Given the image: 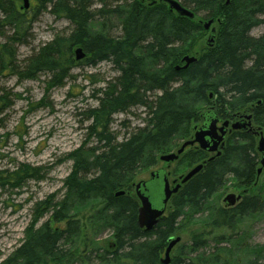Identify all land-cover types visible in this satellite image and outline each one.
Returning <instances> with one entry per match:
<instances>
[{"label": "trees", "instance_id": "obj_1", "mask_svg": "<svg viewBox=\"0 0 264 264\" xmlns=\"http://www.w3.org/2000/svg\"><path fill=\"white\" fill-rule=\"evenodd\" d=\"M37 1L41 8L50 5L51 13L69 22L72 31L56 36L29 59L28 77L47 72L53 74L50 86L62 85L75 66L77 48L86 55L78 64L109 62L118 76L86 112L95 146L69 155L72 167L63 181L62 200L52 203L49 197L36 205L24 240L4 264H63L64 247L78 242L85 231L70 214L74 205L82 203L98 205L90 233L81 240L84 254L88 250L97 253L101 264H162L161 254L169 238L180 232L178 221L184 210L202 209L222 189L227 176L241 185L254 180L259 164L256 141L251 134L239 132L220 156L209 161V155L198 148L185 153L182 167L205 161L204 168L171 198L165 215L150 232L137 226L134 179L154 167L161 155L171 153L177 138L192 134L190 140L207 112L231 123L234 116L250 111L252 124L264 130V32L257 38L250 35L255 27H264V0H229L227 4L226 0H178L194 14L192 20L177 16L164 3L148 5L140 0L113 8L98 0L101 8L95 10L89 9L91 0ZM22 6L23 0H0V24L11 27L13 42L22 43L30 29L24 15L29 8ZM95 14L119 20L118 34L108 32L104 22L94 31ZM196 17L218 23L214 44L188 68L176 70L174 65L198 45L201 29ZM10 55L8 45L0 46V72L11 68ZM148 92L155 93L154 100H149ZM2 101L0 96V105ZM137 105L146 109L145 127L118 142L110 130L112 116ZM200 105L209 108L202 112ZM40 172V168L19 165L6 181L0 178L14 188L42 178ZM121 191L124 194L117 195ZM255 194L244 196L233 208H214L208 226L221 239L224 233L237 239L238 220L264 211V195ZM45 212L50 213L49 219L34 229ZM104 230L110 232L111 242L98 253L93 239ZM207 241L204 233L195 234L190 245L181 247L168 264H200L195 259ZM190 252L195 258L187 257ZM220 257V253L212 254L210 264H228L229 257L222 263Z\"/></svg>", "mask_w": 264, "mask_h": 264}, {"label": "rangeland", "instance_id": "obj_2", "mask_svg": "<svg viewBox=\"0 0 264 264\" xmlns=\"http://www.w3.org/2000/svg\"><path fill=\"white\" fill-rule=\"evenodd\" d=\"M131 2L132 0H105V4L109 8L117 5H130ZM39 3L37 0H30V8L27 13H24L30 29L24 34L26 38L22 43L13 42L10 38L13 34L11 27H3L0 24V46L8 45L11 52L9 60L13 63L7 72H0V96L3 100L0 105V177L5 178L6 181V178L19 165L40 168V176H42L37 180L29 179L14 188L4 185L3 178H0V264H4L24 240L26 230L34 221V210L38 206L37 204L49 197H51L52 203L62 200L64 196L63 181L72 167L69 155L79 148L86 149L95 146V140L89 136L90 133L87 129L90 121L87 120L86 112L97 105L96 99L100 97V91L104 90L118 76V72L109 62L87 66L83 62L78 64L79 61H76L68 78L60 86H50L49 81L53 76L51 73L38 72L32 77H28L29 59L38 54L40 48L51 42L56 36H67L72 31L69 22L51 13L50 5L41 8ZM156 4L160 3L156 2ZM100 8L101 4L98 0H91L89 9ZM100 16H95L94 31H99L100 23L104 22L107 23V31L117 35V24L120 21L113 17H108L105 20L106 18ZM199 17L195 18L196 22H206ZM214 26L217 30L218 23H215ZM200 29L198 45L194 47L192 53L185 55L194 57L196 60L208 49L205 42L209 31H205L201 25ZM263 32L264 27L260 25L252 29L250 35L257 38ZM73 58H75L74 53ZM182 65L180 60L174 66ZM149 69L152 70V68ZM177 85L175 84L173 87H177ZM154 95L155 93L149 92L147 94L149 100H154ZM156 95H159L158 91H156ZM208 108L200 105L202 112ZM146 115L144 107L132 106L125 112L112 116L110 130L120 142L135 133L137 129L145 127ZM253 126L256 130L257 127ZM193 130L192 128V133ZM237 133L239 131H232L226 136V148L229 147L230 141L234 140L232 136ZM249 134L254 137L257 146L260 135H253L252 132ZM262 134L264 136V130H262ZM190 136L186 139L177 138L174 143L176 146L172 152H175ZM190 149L193 147L187 148L174 163L165 164L158 160L154 167L139 172L134 179V184L148 180L152 171L161 168L169 172L170 179H178L194 167V165L188 168L181 166L185 153ZM258 156L259 162V153ZM258 167H260L259 164L256 169ZM226 179L222 189L202 209L183 211L177 227L180 232L175 233L180 237V242L170 252L169 260L178 254L181 247L190 245L195 234L204 233L205 239L208 241L206 246L198 251L199 258L195 259L198 263L210 264L212 263L211 255L220 253V263L229 257L228 264H264V211L247 215L238 220L239 236L237 239L229 234L226 235V233L221 239L218 232L208 226L213 209L224 207L222 200L226 194H240L244 197L261 192L264 195V170L258 176L254 175V180L248 185L239 184L231 176H227ZM254 183L256 185L252 187ZM244 190H247L246 194H243ZM96 209H98V205H92V203L76 204L71 208L70 214L75 215L74 220H78L85 226V231L82 232V237L78 239V242L64 247L67 256L63 264H101L95 258L97 253L91 254L88 250L84 254L85 249H82L81 244L84 235L90 233ZM47 213L45 212L40 218H37L34 229L39 228L49 219L50 213ZM59 227H63V225H59ZM110 235L109 231L104 230L93 239L98 243V253L102 252V248L103 250L108 249V243L111 242ZM166 247L161 254V259H164ZM185 250L188 251V246ZM78 253L79 255H77ZM188 255L187 257L193 258L196 256L191 252ZM200 259L204 261L200 262ZM47 264L53 263L48 262Z\"/></svg>", "mask_w": 264, "mask_h": 264}, {"label": "water", "instance_id": "obj_3", "mask_svg": "<svg viewBox=\"0 0 264 264\" xmlns=\"http://www.w3.org/2000/svg\"><path fill=\"white\" fill-rule=\"evenodd\" d=\"M142 3L147 2L148 0H140ZM152 4L156 2V0H149ZM160 2H164L167 4L169 11H174L179 17H184L188 19H193L194 14L184 8L179 1L177 0H158ZM226 4L229 0H226ZM24 10L29 8V1L23 0ZM213 24V20H209L206 23L202 24L204 30H208L210 26ZM216 32L214 28L210 30L208 35L206 45L208 47H212L215 41ZM75 60L80 61L85 58V53L81 48H77L74 51ZM183 63L182 67H175L176 70L186 69L191 64L196 62L194 57L185 56L181 59ZM204 122L200 127L196 128L192 138L188 141L183 142L175 152H171L168 154L161 155L159 157V161L165 164H170L176 162L179 157L184 153L187 147H197L198 149L207 152L214 153L215 156L220 155V151L218 148L222 149L224 144L222 142L224 135L226 133V129L229 125L228 121H224L221 126L218 128L217 123L220 122V119L212 112H207L203 114ZM250 119V116L246 117ZM244 126V122H235L230 125V130H242ZM260 131V129H258ZM257 134V132H256ZM260 138L256 146V151L260 154V167L257 170V176L262 172L264 168V136L260 132ZM214 157H211L209 160H212ZM206 162H202L199 165L191 168L184 175L180 176L177 180L172 181L171 185L173 188H170L168 182L169 173L164 169H158L156 171H152L149 175V179L145 181H139L133 184L134 195L139 202V208L137 211V226L144 230L145 232L152 231L156 225L158 224L160 218L164 215L167 203L171 199L173 195H175L180 187L186 184L190 179H192L195 175H197L203 168ZM124 192H118L117 195H123ZM241 200L240 195H235L232 193L226 194L223 198L222 202L224 204V208H232L237 202ZM180 242V237H171L168 240V245L164 252V259L162 260V264L169 263V254L172 249Z\"/></svg>", "mask_w": 264, "mask_h": 264}, {"label": "flooded vegetation", "instance_id": "obj_4", "mask_svg": "<svg viewBox=\"0 0 264 264\" xmlns=\"http://www.w3.org/2000/svg\"><path fill=\"white\" fill-rule=\"evenodd\" d=\"M147 2H149V0L147 1ZM149 3H151V2H149ZM155 4V3H154ZM154 4H152V5H154ZM247 116H250V119H247L246 117ZM252 120H253V118H252V114L250 113V111L247 113V114H244V115H238V116H235L234 117V121H239V122H244V126H243V129L242 130H239V132H242V133H250V132H252V134L253 135H255L256 134V130H254V126H253V124H252ZM223 123V121H221L220 120V122H218L217 123V127L219 128L220 126H221V124ZM230 123V122H229ZM230 124H232V122L230 123ZM232 131L230 130V125H228V127H227V129H226V133H225V135H224V138H223V140H222V142H223V144H224V147L222 148V149H220V148H218V151H220V155H221V153L223 152V150H224V148H225V140H226V136L228 135V134H230ZM192 147V146H191ZM187 148H189V147H187ZM186 148V149H187ZM193 148H197V147H195V146H193ZM185 149V150H186ZM210 157L209 158H211V157H213V156H215V154H216V152H214V153H207ZM219 155V156H220ZM260 160H261V157H260ZM259 163H260V161H259ZM259 168V167H258ZM174 180H176V179H170V174L168 175V182H169V185H170V188H173V185H171V183H172V181H174Z\"/></svg>", "mask_w": 264, "mask_h": 264}, {"label": "bare ground", "instance_id": "obj_5", "mask_svg": "<svg viewBox=\"0 0 264 264\" xmlns=\"http://www.w3.org/2000/svg\"><path fill=\"white\" fill-rule=\"evenodd\" d=\"M177 67V66H176Z\"/></svg>", "mask_w": 264, "mask_h": 264}]
</instances>
